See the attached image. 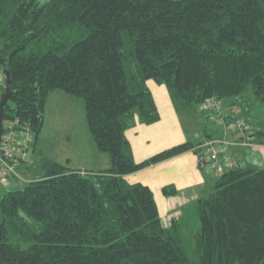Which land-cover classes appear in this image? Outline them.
<instances>
[{
  "label": "trees",
  "instance_id": "trees-1",
  "mask_svg": "<svg viewBox=\"0 0 264 264\" xmlns=\"http://www.w3.org/2000/svg\"><path fill=\"white\" fill-rule=\"evenodd\" d=\"M5 68L3 121L28 125L35 155L46 98L62 90L83 100L110 165L42 156L38 175L0 193V264H264V165L219 171L163 221L150 187L126 176L188 150L204 168L205 142L218 138L206 128L137 162L125 134L158 120L153 80L176 112L214 99L219 135L264 144V0H0V98Z\"/></svg>",
  "mask_w": 264,
  "mask_h": 264
},
{
  "label": "crops",
  "instance_id": "crops-1",
  "mask_svg": "<svg viewBox=\"0 0 264 264\" xmlns=\"http://www.w3.org/2000/svg\"><path fill=\"white\" fill-rule=\"evenodd\" d=\"M147 86L153 95L159 118L150 124H144L135 119L134 124L126 129L125 134L130 142L133 157L137 162L178 143L201 139L187 134L181 120L183 112L175 111L165 85L157 84L153 80H147ZM209 133H215L213 134L214 138H224L219 135L220 132H216L214 129L209 130ZM253 139L245 142L235 140L238 145L230 141L233 139L226 140L225 153L234 163L244 164L245 162L246 165L262 166L264 165V144L258 143ZM89 145V155L92 157L87 155V158L76 161L70 167L94 171L109 167V156L98 151L91 142ZM223 146L221 145V147ZM34 154L32 150V159ZM25 165H30V163L23 166L21 164L17 167L23 168ZM206 171L199 165V155L193 150H188L144 167L127 175L126 178L131 183L141 182L150 187L154 194L160 217L163 221H168L179 213L182 206L198 198L197 193H202L206 189L207 184L214 181V175ZM11 181L17 182L14 179H5L2 181L3 185L1 187L4 186V190H6ZM165 185H173L177 193L171 196L164 195L162 187Z\"/></svg>",
  "mask_w": 264,
  "mask_h": 264
},
{
  "label": "rangeland",
  "instance_id": "rangeland-1",
  "mask_svg": "<svg viewBox=\"0 0 264 264\" xmlns=\"http://www.w3.org/2000/svg\"><path fill=\"white\" fill-rule=\"evenodd\" d=\"M38 1L43 2L45 0ZM1 76L4 77L3 74ZM260 108L257 109V112L264 120V115L260 112ZM181 120L187 134L196 138L204 137V129L206 128L207 130L214 129L216 132L223 130V127L217 123L215 115L203 110L184 111L181 114ZM223 137L225 140L233 139L230 141L238 145L235 141L238 139H235L232 133H225ZM90 142L95 146L85 121L83 100L78 96L67 94L62 90L51 91L46 98L42 128L36 144L35 152L40 150V156L34 154L30 165H25L23 168L21 167L22 169L18 168V165H21L20 163L14 165L15 173H11V175H16L18 180L17 182L11 181L6 189H17L38 175L40 172V164L38 161L42 156L56 161L58 160L67 164L69 167L76 163V161L87 158V155L90 154ZM30 152L31 148L29 154ZM104 154L108 155L106 153ZM89 156L92 157L91 155ZM37 158L38 160L35 161ZM24 164L28 163H22V166ZM1 170H3V166L0 163ZM5 172L8 174L7 170ZM211 173L214 175V179L221 174L219 171H213ZM1 185L3 184H0V193L4 191V186L1 187ZM210 185L211 183L207 184L206 189L202 193H197V196L199 197L209 193L211 190Z\"/></svg>",
  "mask_w": 264,
  "mask_h": 264
},
{
  "label": "built area",
  "instance_id": "built-area-1",
  "mask_svg": "<svg viewBox=\"0 0 264 264\" xmlns=\"http://www.w3.org/2000/svg\"><path fill=\"white\" fill-rule=\"evenodd\" d=\"M3 72L0 70V83L3 81L1 75ZM4 76V74H3ZM218 102L214 99H209L200 105L201 110L208 111L210 108H217ZM221 122L222 119L218 118ZM238 126H241V122H237ZM3 133L0 139V163L3 166V170L0 171V179L6 178V176L15 173L14 165L21 163H31L33 150L32 134L28 125H21L18 118L7 119L3 121ZM227 127V130H230ZM227 141L224 138L207 140L205 142L206 153L202 162L205 170L208 171H223L235 163L226 155L225 145ZM221 145H224L221 147ZM31 152L29 154V150ZM8 171V174L5 171Z\"/></svg>",
  "mask_w": 264,
  "mask_h": 264
},
{
  "label": "water",
  "instance_id": "water-1",
  "mask_svg": "<svg viewBox=\"0 0 264 264\" xmlns=\"http://www.w3.org/2000/svg\"><path fill=\"white\" fill-rule=\"evenodd\" d=\"M5 89L4 92L0 98V139L1 135L3 133V117H4V108L5 105L9 99L10 93H11V86H10V77L8 69L5 68Z\"/></svg>",
  "mask_w": 264,
  "mask_h": 264
}]
</instances>
